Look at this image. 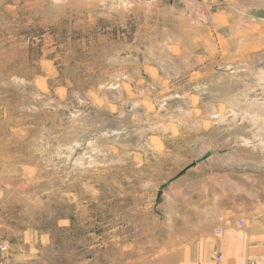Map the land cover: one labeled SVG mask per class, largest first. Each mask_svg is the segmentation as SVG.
<instances>
[{"label": "rangeland", "instance_id": "obj_1", "mask_svg": "<svg viewBox=\"0 0 264 264\" xmlns=\"http://www.w3.org/2000/svg\"><path fill=\"white\" fill-rule=\"evenodd\" d=\"M263 54L264 0H0V264H264Z\"/></svg>", "mask_w": 264, "mask_h": 264}, {"label": "bare ground", "instance_id": "obj_2", "mask_svg": "<svg viewBox=\"0 0 264 264\" xmlns=\"http://www.w3.org/2000/svg\"><path fill=\"white\" fill-rule=\"evenodd\" d=\"M260 63H258L259 64V66H258V71L260 72V79H257V81L260 83V86H259V88H256L257 90H255V92H254V95L256 96V97H258L259 99H262V100H264V54H263V56H261V58H260ZM258 61V62H259ZM256 73H258V72H256ZM257 75V74H256ZM256 80V79H255ZM256 83V82H255ZM112 85H114V84H112ZM109 89V88H108ZM111 89V88H110ZM116 92V91H115ZM111 95V94H110ZM168 99H170V98H168ZM168 99H166V101L168 100ZM171 99H172V97H171ZM174 100H175V98H173ZM173 99H172V101H173ZM177 100V99H176ZM181 100V99H180ZM177 102V101H176ZM179 102V101H178ZM264 102V101H263ZM181 103V102H180ZM184 105H185V102H184ZM178 106H181V105H178ZM186 106V105H185ZM135 107V106H134ZM182 107V106H181ZM260 107V106H259ZM160 108V107H159ZM231 112H235V111H231ZM113 126V125H112ZM140 126V125H139ZM131 129V128H130ZM109 130V129H108ZM144 132V131H143ZM131 137V136H130ZM136 141V140H135ZM85 148V147H84ZM85 153V152H84Z\"/></svg>", "mask_w": 264, "mask_h": 264}, {"label": "built area", "instance_id": "obj_3", "mask_svg": "<svg viewBox=\"0 0 264 264\" xmlns=\"http://www.w3.org/2000/svg\"><path fill=\"white\" fill-rule=\"evenodd\" d=\"M3 249H4V246H1V245H0V250H3Z\"/></svg>", "mask_w": 264, "mask_h": 264}, {"label": "water", "instance_id": "obj_4", "mask_svg": "<svg viewBox=\"0 0 264 264\" xmlns=\"http://www.w3.org/2000/svg\"><path fill=\"white\" fill-rule=\"evenodd\" d=\"M165 186V184L164 185H162V187L161 188H163ZM159 194H160V191H159Z\"/></svg>", "mask_w": 264, "mask_h": 264}]
</instances>
